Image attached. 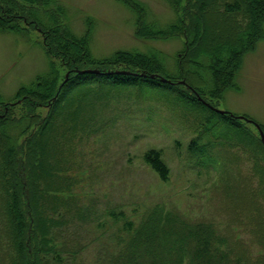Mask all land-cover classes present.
Segmentation results:
<instances>
[{
  "label": "rangeland",
  "instance_id": "obj_1",
  "mask_svg": "<svg viewBox=\"0 0 264 264\" xmlns=\"http://www.w3.org/2000/svg\"><path fill=\"white\" fill-rule=\"evenodd\" d=\"M136 1L138 4L133 0H59L46 15L43 6L32 7L24 0H0L7 13H15L12 19L19 25L16 28L15 23L6 20L0 29V116L20 118L24 106H13L14 111L12 106L6 110V106L24 95L34 94L32 91L36 89L44 93L58 91L66 85V76L77 69L127 68L107 61L117 53H139L151 61L161 59L167 68H160L156 75L171 83L186 79L190 83L187 64L190 56L182 57L186 51V38L180 31L183 11L178 15L175 2L172 5L167 0ZM182 4H187V0ZM21 12L33 18L31 12L40 21L49 22L54 44L59 40L64 46H71L74 52H80L75 59L80 57L82 61L74 65L62 55L55 56V51L50 54L45 36L35 27L27 26ZM59 48L63 49L61 43ZM203 75L205 79L210 77L209 84L197 75L190 83L196 89L191 91L179 85L182 93L149 83H143L139 89L113 84L97 87L93 80L60 91L62 98L53 109L67 108L63 118L71 122L60 161L62 170L67 175L72 172L74 179V183L69 179L71 188L65 185V199L61 202L66 210L65 249H79L69 264H102L99 257L103 254L99 251L116 253L111 237L122 234L123 223L113 219L111 212L123 209L138 221L146 209L159 204L183 212L193 220L220 223L230 241L229 253L234 257H245L247 245L252 257L264 252L261 245L242 241L243 238L250 241L251 235L245 231L239 214L250 203H243L240 196H231L226 190L229 181L224 177L227 168L238 172L237 167H230L227 162L228 157L239 155L242 183L248 191L251 184L260 189L264 145L254 125L243 124L249 134L246 141L228 121L232 119L215 110L253 118L264 129V37L244 57L232 88L221 92L216 89L218 95L214 96L212 74L203 72ZM195 93L205 98L204 103L195 98ZM35 96L40 99L38 102L47 103V98ZM208 103L214 110L206 106ZM53 109L43 105L35 111L46 119ZM57 120L54 117L52 125ZM195 138L205 147L213 148L206 145L207 141H212V146L217 144L214 152L210 150L212 158L208 157L211 165H216L210 166V170L205 169V163L188 160L187 146ZM243 144L246 153L242 152ZM151 148L164 152L171 169L167 183L143 160L144 153ZM237 178L238 173L234 180ZM227 224L234 230L241 227L243 234L227 229Z\"/></svg>",
  "mask_w": 264,
  "mask_h": 264
},
{
  "label": "trees",
  "instance_id": "obj_2",
  "mask_svg": "<svg viewBox=\"0 0 264 264\" xmlns=\"http://www.w3.org/2000/svg\"><path fill=\"white\" fill-rule=\"evenodd\" d=\"M24 1L32 7L43 6L47 15L46 12L51 11L59 0ZM167 1L171 4L175 2L177 8H174L178 15L183 11L180 31L186 38V51L182 53V57L190 56L187 59L190 83L197 75L205 79L203 72H209L214 86L211 94L217 96V91L232 88L235 74L241 68L244 57L255 50L264 37V0H187L185 5L182 4L183 0ZM133 3L138 4L136 0ZM0 6L1 29L4 28L3 21L11 20L9 22L15 23L12 19L15 13H7L8 9L3 4ZM31 12L35 14V11ZM31 12L30 16L33 18L24 12L20 15L24 23L43 33L50 54L53 55L52 52L55 51V56L62 55L70 64L80 63V57L79 60L75 59L80 52H74L71 46H64L59 40L54 44L51 39L53 28L48 26L50 23L40 21ZM180 19L181 16L179 21ZM15 26L19 27L16 23ZM58 37L57 35L55 39ZM60 43L63 49L59 48ZM107 61L127 68L102 70L99 74H73L61 92L85 80H93L98 84L97 87L113 84L139 89L143 83H149L178 93H182L179 85L196 89L187 79L185 85H182L181 81L178 84L164 83L159 78H151L160 68H167L161 59L151 61L141 57L139 53L123 52V55L117 53ZM119 70L138 74L115 72ZM205 80L208 81L207 84L210 83V77ZM32 92L34 94L18 99L21 101L17 105L24 106L20 109L24 112L20 118L0 116V264H69V259L77 256L79 249H65L68 241L65 237L67 227L63 223L66 210L61 202L65 199V185L71 188L74 179L71 177L72 172L67 175L62 170L60 159L71 122L63 118L67 108L53 109L54 104L62 98L59 89L52 91L53 93L40 92L39 89ZM35 95L47 98V103L38 102L40 99ZM202 98L205 99L203 96ZM43 105L53 109L51 117L44 119L35 111ZM11 108L16 110L13 106ZM54 117L58 120L52 125ZM228 121L241 138L249 141V134L242 123L230 119ZM207 142L209 143L206 145L213 148L203 146L197 138L187 146L188 160H195V164H207L205 169L214 165H211L209 159L212 157L209 154L211 149L214 152L217 145L212 146V141ZM180 146L181 144L178 147ZM244 147L243 144L242 152L246 153ZM228 158L227 163L232 165L230 167H237L238 172L226 169L224 177L229 181L226 190L231 196H240L243 203H250L240 211L239 217L244 221L245 231L250 233L252 240L250 238V241H246L243 238L242 241L247 244L253 241L264 249V168L261 169V188L251 184L248 191L244 182L242 183L244 177L239 172L242 158L239 155ZM143 160L163 182L170 181L171 169L164 159L162 149L147 150ZM237 173L238 178L234 180ZM238 204L234 206L238 207ZM169 208L159 204L146 209L138 221L123 209L111 212L113 219L122 221L123 231L121 235L111 237L116 253L108 250L104 254L106 250L99 251L103 254L99 257L102 264H264V252L252 257L248 254V245L244 247L245 257H234L229 253L230 241L226 239L220 223L208 219L193 220L183 212ZM226 226L227 229L234 230L231 224ZM234 232L243 234L241 227ZM242 241L237 239L241 245ZM259 259L262 260L260 263Z\"/></svg>",
  "mask_w": 264,
  "mask_h": 264
},
{
  "label": "water",
  "instance_id": "obj_3",
  "mask_svg": "<svg viewBox=\"0 0 264 264\" xmlns=\"http://www.w3.org/2000/svg\"><path fill=\"white\" fill-rule=\"evenodd\" d=\"M77 73L78 74H99L100 72L98 71V70H83V71H81V70H77ZM118 73H121V74H138V73H133V72H131V71H129V72H127V71H118ZM69 76H70V73L67 75V77H66V81H68V79H69ZM151 78H157V76L156 75H151L150 76ZM161 81H163V82H167V83H171V81H169V80H167V79H165V78H161ZM183 83H185V82H183ZM199 98L202 100V98L199 96ZM221 114H224L225 112L224 111H219ZM241 118H243V119H246L245 117H241ZM247 121H249V122H253V121H251V120H249V119H246ZM256 126L258 127V129L260 130V134H261V138H262V141H263V143H264V132H263V130L261 129V127H260V125L259 124H256Z\"/></svg>",
  "mask_w": 264,
  "mask_h": 264
}]
</instances>
